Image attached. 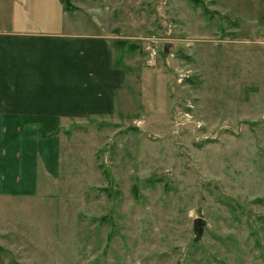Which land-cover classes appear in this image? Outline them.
Returning <instances> with one entry per match:
<instances>
[{
    "label": "rangeland",
    "instance_id": "374dc122",
    "mask_svg": "<svg viewBox=\"0 0 264 264\" xmlns=\"http://www.w3.org/2000/svg\"><path fill=\"white\" fill-rule=\"evenodd\" d=\"M70 1L128 80L63 126L59 176L0 202V264H264V0Z\"/></svg>",
    "mask_w": 264,
    "mask_h": 264
},
{
    "label": "crops",
    "instance_id": "0c3cea01",
    "mask_svg": "<svg viewBox=\"0 0 264 264\" xmlns=\"http://www.w3.org/2000/svg\"><path fill=\"white\" fill-rule=\"evenodd\" d=\"M79 12L62 0H0V202L33 199L40 173L43 185L59 176L67 121L118 110L128 76L113 37L88 32ZM253 23L248 44L262 55L264 15Z\"/></svg>",
    "mask_w": 264,
    "mask_h": 264
},
{
    "label": "built area",
    "instance_id": "2783aa9c",
    "mask_svg": "<svg viewBox=\"0 0 264 264\" xmlns=\"http://www.w3.org/2000/svg\"><path fill=\"white\" fill-rule=\"evenodd\" d=\"M146 52H147V59H146L147 65L149 66L155 65L159 57V51L155 49V47L150 46L146 49ZM179 76L180 78H183L184 74H182L180 71Z\"/></svg>",
    "mask_w": 264,
    "mask_h": 264
},
{
    "label": "water",
    "instance_id": "95a60500",
    "mask_svg": "<svg viewBox=\"0 0 264 264\" xmlns=\"http://www.w3.org/2000/svg\"><path fill=\"white\" fill-rule=\"evenodd\" d=\"M168 51V47L166 48ZM206 225V221L202 218H197L194 221V234L196 241H200L204 234V227Z\"/></svg>",
    "mask_w": 264,
    "mask_h": 264
},
{
    "label": "trees",
    "instance_id": "16d2710c",
    "mask_svg": "<svg viewBox=\"0 0 264 264\" xmlns=\"http://www.w3.org/2000/svg\"><path fill=\"white\" fill-rule=\"evenodd\" d=\"M191 1H193V2L196 3V4H201V3H202L201 0H191ZM62 2H63V4H64V6H65V9H66L67 11H70V9H71V7H72V3H71V1H70V0H62Z\"/></svg>",
    "mask_w": 264,
    "mask_h": 264
}]
</instances>
